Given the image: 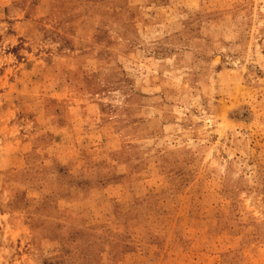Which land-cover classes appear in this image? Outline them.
<instances>
[{
	"label": "rangeland",
	"instance_id": "374dc122",
	"mask_svg": "<svg viewBox=\"0 0 264 264\" xmlns=\"http://www.w3.org/2000/svg\"><path fill=\"white\" fill-rule=\"evenodd\" d=\"M0 264H264V0H0Z\"/></svg>",
	"mask_w": 264,
	"mask_h": 264
}]
</instances>
